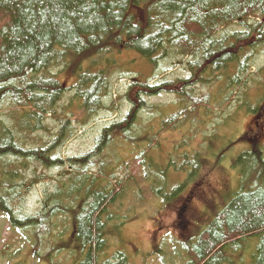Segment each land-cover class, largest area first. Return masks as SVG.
<instances>
[{
	"label": "trees",
	"instance_id": "obj_1",
	"mask_svg": "<svg viewBox=\"0 0 264 264\" xmlns=\"http://www.w3.org/2000/svg\"><path fill=\"white\" fill-rule=\"evenodd\" d=\"M263 18L264 0H0V110L16 106L14 112L0 111V210L12 225L35 229V255L40 256L42 236L55 226L53 219L69 215L73 264H130L123 250L100 258L107 251V227L115 215L109 207L124 196L131 175L120 178L114 169L101 170L98 176L89 172L99 166V154L116 135L142 148L139 164H146L154 140L145 144L147 135L129 132L131 125L135 128L131 123L138 107L152 108L145 94L180 96L183 110L165 120L161 133L183 115L190 117L202 107L210 110L204 102L211 95L202 99L194 94L199 83L213 85L225 75V87H247L250 78L245 72L255 63L252 52L264 50ZM234 25L238 29L228 31ZM132 52L148 58L151 66L171 58L190 74L157 84L134 80L126 94L133 93L137 105L127 121L106 127L95 148L80 156L56 155L77 132L73 123L88 125L102 111L115 108L116 101L106 99L112 98L114 81L127 76L129 60L124 56ZM232 67L235 76L228 73ZM51 124L46 140L40 137L33 147L25 146V134L48 133ZM253 144L233 164L240 189L208 225L180 241L182 264H236L235 253L255 241L249 264H264V143ZM31 162L76 173L54 193L45 188L39 211L19 216L13 205L46 178H26L23 168ZM127 216H119L121 225Z\"/></svg>",
	"mask_w": 264,
	"mask_h": 264
},
{
	"label": "rangeland",
	"instance_id": "obj_2",
	"mask_svg": "<svg viewBox=\"0 0 264 264\" xmlns=\"http://www.w3.org/2000/svg\"><path fill=\"white\" fill-rule=\"evenodd\" d=\"M233 29L238 28L234 25L228 31ZM252 57L255 63L245 72L250 78L247 87L241 83L225 87V75L217 78L219 81L213 85L199 83L193 89L194 94L202 99L211 95L210 101L204 102L209 103L205 106H210V110L202 107L190 117L183 115L185 117L174 127L161 133L165 120L183 110L180 96L171 92L151 97L144 95L152 108L141 110L138 107L137 119L131 123L136 132L132 125L129 132H134V136L147 135L145 144L154 140L153 149L147 150L150 153L146 156V164H139L141 153L145 151L119 135L102 149L99 166L89 173L98 176L101 170L114 169L120 178L131 175V182L128 181L124 196L109 205V212L115 215L108 223L109 245L101 260L123 250L130 264H170L174 260L182 264L180 241L188 234L196 235L208 225L215 212L240 189V176L233 165L235 159L256 140L264 143V50L258 47L257 51L253 50ZM124 59L129 60L125 63L127 76L114 81L112 98L106 99L108 102L114 99L115 108L106 113L102 111L97 120L88 125L79 121L73 123L77 132L56 155L62 158L80 156L95 148L96 138L106 127L116 121H125L137 105L133 93L126 94L132 90L134 80L142 84L149 79L150 84H157L164 80L175 82L190 74L171 58L161 59L157 66H151L148 58L136 52L125 54ZM228 73L235 76V68ZM15 108L9 104L0 111L14 112ZM78 115L82 116L80 112ZM50 128L48 133L25 134V146L33 147L40 137L46 140L54 125ZM29 164L23 168L27 179L42 174L46 178H42L23 201L13 205L19 216L39 211L45 188L54 193L70 183L76 173L68 167L47 169L39 163ZM127 214V221L121 225L119 216ZM53 222L55 226L51 232L42 236L40 256H37L32 250L35 229L12 225L9 216L0 210V264H73L76 253L68 243L72 217L61 215ZM56 245L60 248L54 249ZM255 247L256 241L248 249L236 252L237 263H251L250 252Z\"/></svg>",
	"mask_w": 264,
	"mask_h": 264
}]
</instances>
